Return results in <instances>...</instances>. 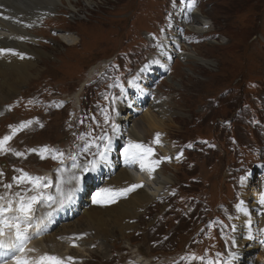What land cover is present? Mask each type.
<instances>
[{
    "label": "rangeland",
    "instance_id": "374dc122",
    "mask_svg": "<svg viewBox=\"0 0 264 264\" xmlns=\"http://www.w3.org/2000/svg\"><path fill=\"white\" fill-rule=\"evenodd\" d=\"M71 1L75 7L63 0L59 10L44 15L31 27L39 35L40 47L49 54L37 57L34 75L0 102V138L32 121L8 143L24 155H0V172L4 173L0 195L5 193L3 184L13 183L12 177L20 175L16 169L55 181V170L61 165L50 156L41 160L37 153L42 147L59 149L67 156L83 146L78 139L82 134L96 136L103 130L111 134L101 109L111 113V97L119 96V89L108 85L119 78L128 95L121 101L124 106L130 101L129 94L137 98V91L131 93L127 82L152 60L164 32L174 34L181 40L178 47L201 61L172 54L166 69L151 68L155 71L152 99L146 97L142 105L135 101L128 104L134 119H141L147 107L161 119L162 128L147 131L141 142L151 146L159 159L167 157L161 167L171 177L131 219L134 227L122 237L116 232L108 241H92L91 229L59 235L56 229L53 240H44L51 229L29 241L28 247L36 249L29 255L71 256L73 264L135 263L124 259L126 251L129 256L136 254L139 264H187L181 256L215 258L217 252L226 259L232 251L228 237H235L228 227L232 224L229 217L242 199L239 178L247 177L244 191L248 202L254 187L258 191L264 182V0H195L194 10L208 22L201 33L177 15V7L184 13L185 2L192 0H92L90 5ZM189 21L194 24L198 19L190 17ZM62 31L73 32L78 41L73 46L66 44L59 38ZM106 95L109 100L104 99ZM153 97L162 107L154 106ZM119 100L112 113L116 124L125 112L119 110ZM122 131L121 140L126 142ZM156 133L161 134V143L169 144L180 156L178 161L163 155L160 144L153 143ZM91 158V154H80L81 163ZM65 166H70V161L65 160ZM27 187L13 184L8 194H24ZM48 191L55 194L54 188ZM92 192L93 187L88 188L86 196L90 198ZM47 211L50 209L38 205L35 215ZM70 216L69 221L57 222L58 226L75 224L81 230L80 208ZM257 228L256 237H251L260 240V247L253 248L243 264H264L260 251L264 234L258 239L262 228L258 222Z\"/></svg>",
    "mask_w": 264,
    "mask_h": 264
},
{
    "label": "bare ground",
    "instance_id": "6f19581e",
    "mask_svg": "<svg viewBox=\"0 0 264 264\" xmlns=\"http://www.w3.org/2000/svg\"><path fill=\"white\" fill-rule=\"evenodd\" d=\"M66 1L70 6L75 7L74 1ZM82 1L86 5H90L92 2V0ZM187 2H185L186 5L184 13H181L184 9L180 10V8L177 7V15L179 16L180 21L187 24L190 29L196 32L201 33L205 31L207 27H204V25L208 22L204 20L203 16L198 14L197 10H194V8L189 9V2ZM61 3H63V0H0V48H11L17 53L24 54L23 59H21L20 55L13 56L11 54L0 57V102L19 90L20 85L26 83L29 78L34 75L33 71L37 68L38 63L37 57L41 59V57L43 58V56L49 54L47 49L40 47L38 39L39 35L30 29L34 24L40 22V19L44 15L46 16V14L50 12H56L59 10V5H61ZM5 17H9V19H5ZM190 17L198 19V22L196 21L194 24H192L193 22L190 23ZM62 33L59 38H61V40L66 44L73 46L78 41L73 32L62 31ZM21 36L25 37V39H18V37ZM162 36L163 38H161L158 42L157 51L153 53L152 60L149 62L151 63L152 61H156V63H151L150 65L148 63L149 67L147 71L140 70L134 76L137 77L136 83L139 85V88H131V93H133V91H137V98L130 97L129 94L130 101L126 106H124L123 102L121 103L123 98L119 100V110L122 112L124 110L125 112H123L124 114L118 116L117 124L120 126L119 130H124L122 133L123 135L125 134L127 141L132 139L137 142H141L145 139V133L147 131L151 129L159 130L163 125L159 116L156 113H152L153 110L150 111V108L148 109V107L145 109L141 119L132 118V113L130 111L132 108L128 105L133 104L134 101V104L137 103L142 105L143 100H145L146 97H150L152 91L150 87L152 84L151 77L155 74V71H152L151 68L155 65L157 70L159 69V72L162 69H166L172 54L185 59L192 57L201 61L200 58L196 57L191 52L189 53V51L186 52L185 50H181L178 47L181 40H179L174 34L170 35V33L164 32ZM179 49L181 50L180 52H178ZM139 78H141V80H139ZM125 96L126 97H124V99H126L128 95ZM150 99L152 98L150 97ZM153 100L154 106L158 104L162 107L161 102H158L155 97H153ZM153 102H150V105ZM160 109L162 110V108ZM120 136L121 135L119 133V136L113 140L112 151L109 155V164L102 165L96 171L87 173V176H84L82 180L80 190L78 191L74 201L70 205L53 214L51 223L48 224L47 231H45V233L50 232L51 229L53 230L52 232L44 235V240H53L52 237L57 234L54 232L56 229H59L60 231H58V235L60 233L65 234L69 232L73 234L77 232L78 234L80 233L78 231L83 232V230L91 229L93 232H91L89 237L92 241L95 238H101L108 241L110 238L115 236L116 232H119L122 237L125 231L134 227L135 224L131 219L137 217L140 214V211L156 197L158 191H160L166 183L170 182L171 177L164 173L161 163L151 177L147 172L140 171L138 165L131 168L125 166L124 161L120 156V150L123 145L127 143V141H122V137ZM120 142L121 145L118 147ZM159 149L163 155H172L174 161L179 160L177 159L176 151L166 142H162L159 145ZM152 158L159 159L156 152ZM129 169H133L135 172L132 173ZM134 183L146 185L148 188L146 186L137 188L135 191L130 192V195L120 197L115 203L106 206H100L92 203L93 194L101 188H124ZM260 183V188L258 187L259 189H257L258 191H256V188L254 187V195L252 200L249 202L248 199H245L246 192L244 189L246 184L242 187V199L239 202L243 201V206L248 211L247 218L245 219L243 213L237 212L236 210L231 215V217L234 218L231 222L234 223L238 229L237 232L234 233L237 241L236 249L232 248V251L237 250L239 252V257L235 264H243L244 257L250 259L252 249L260 247V244H258L260 243V240H254L252 237L249 238L248 235L249 232L251 233V236L257 234V222L262 225L261 229H264V214H262L264 213V208H261L257 203L259 192L264 191V182L262 181ZM90 187H93V192L90 198H88L86 196V192ZM79 208L83 214L82 226L84 227H82L81 230L76 229L79 226L76 227L75 224H72L70 228L69 224H62L58 226L59 223L61 224L63 219L65 221H69L71 219L70 212L72 213L74 210L76 211ZM56 223L57 225L55 226ZM263 234L264 232H260V234L257 235L258 239L262 238ZM37 241L36 244H39ZM125 247L127 246H123V248ZM139 250L140 249H138L137 252ZM260 251L261 254L264 255V249L260 248ZM124 259H126V261L134 260L135 263L132 264H139L138 256L136 254L129 256L127 251L124 253ZM256 264L261 263L256 262Z\"/></svg>",
    "mask_w": 264,
    "mask_h": 264
},
{
    "label": "snow or ice",
    "instance_id": "6c2138e0",
    "mask_svg": "<svg viewBox=\"0 0 264 264\" xmlns=\"http://www.w3.org/2000/svg\"><path fill=\"white\" fill-rule=\"evenodd\" d=\"M188 7L189 9L194 8L195 0H192ZM5 19H9V17H5ZM204 27H208V25L205 24ZM18 39L23 40L25 37L21 36ZM7 54L13 56L20 55L21 59H23V54L17 53L11 48H0V57H4ZM151 63H156V61H152ZM148 67V64L144 65L141 71H147ZM136 80L137 77L129 80L127 82L128 87L139 88ZM108 87L119 89V96L111 97V113H109L107 108L101 109L104 124L111 128V134L106 130H103L100 135L96 136H93L91 132L82 134L78 139L83 141V146L78 148L76 154H69L67 156L59 149L48 146L42 147L37 153L41 160L50 156L52 160L58 161L61 165V167L55 170L56 178L54 182L48 176H33L22 169H16L20 175L12 177L13 183L3 184L5 193L0 195V264H73V257L71 256L60 258L47 253L30 256L29 253H34L36 249L29 248L28 243L36 236L47 231L48 224L51 223L55 212L60 211L74 201L85 174L96 171L102 165L109 164L113 140L119 136L120 131L112 113L116 112L115 106L118 100L125 96V87L119 82V78H116L115 82L109 84ZM104 99L109 100V96H104ZM31 123L32 121L23 122L18 127L12 128L11 135H5L3 138H0V155L5 153H12L17 157L24 155V153L16 152L8 147V143L18 131L27 128ZM160 136V133H156L153 141L154 144H161ZM92 149H95V151H92ZM28 151L37 152L36 149H29ZM80 154H91L92 158L81 163ZM154 155L155 152L151 146L132 139H129L120 150V156L125 166L131 168L138 165L140 171L147 172L150 177L159 167L161 161L167 159V157L153 159ZM177 159H180V156H177ZM65 160L70 161V166H65ZM3 175L4 173L0 172V177ZM246 178V175L239 178L241 186L245 184ZM13 184L17 187L24 185L29 187L24 189V194L21 191H16L9 195L8 193L13 188ZM142 186V184L134 183L124 188H101L93 194L92 203L100 206L113 204L120 197H126L130 192ZM52 188L55 189V194L48 191ZM28 193H31V195ZM257 203L261 208H264V191L259 192ZM38 205H43L50 209V211L37 217L35 213ZM235 210L243 213L244 218H247L248 211L244 208L243 201L235 205ZM233 219V217H229V220ZM228 227L231 233H236L238 230L234 223ZM260 231L264 232V229H260ZM248 235L251 238L250 232ZM76 239H80V237ZM228 240L232 248L236 249L237 241L235 237L229 236ZM238 257L239 252L233 250L227 253L226 259H221V254L217 252L215 258L189 254L181 256L180 260L186 261L187 264H193L195 261L200 262V264H235Z\"/></svg>",
    "mask_w": 264,
    "mask_h": 264
}]
</instances>
